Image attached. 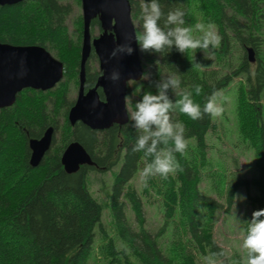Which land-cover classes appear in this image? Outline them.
Masks as SVG:
<instances>
[{
  "label": "trees",
  "instance_id": "16d2710c",
  "mask_svg": "<svg viewBox=\"0 0 264 264\" xmlns=\"http://www.w3.org/2000/svg\"><path fill=\"white\" fill-rule=\"evenodd\" d=\"M81 1V0H80ZM204 21L219 26L220 46L215 52V65H198L190 50L181 54L173 49L169 54L141 52L146 69L138 88L129 89L135 104L146 92H156L160 79L177 75L181 84L173 100L185 91L203 107L213 92L226 89L236 78L246 80V98L253 115L247 126L250 143L256 151L258 176L235 181L227 189L228 211L239 189H246L251 206L264 209V118L261 101L264 91V39L258 25L264 0H199ZM132 17L142 32L141 3L130 0ZM165 12L176 7L185 13V25L195 24V5L192 0H161ZM72 6L64 0H25L0 6V42L14 46H41L64 64L63 80L52 90L42 92L25 89L17 96L13 107L0 109V264H89L96 236L104 243L101 249L112 258V264H198L212 253L225 254L213 237L215 215L223 205L201 191L208 165L207 136L216 130L214 118L205 114L202 120H192L178 110L175 118L185 125L187 150L175 153L183 171L170 174L167 179L157 175L143 183L141 192L131 184L151 157L134 152L137 130L133 122L114 125L108 130L95 131L78 123L72 127L68 113L75 100L70 98L72 80L79 84L83 17H78V36L69 35L67 20ZM99 25L94 21L92 26ZM237 47V49H236ZM252 48L256 63L249 62ZM237 56L235 59L234 56ZM97 59L92 53L90 59ZM89 59V60H90ZM98 60V59H97ZM158 61V62H157ZM89 62V61H88ZM86 89L92 88L100 71L90 73L86 65ZM74 85V83H73ZM201 85L197 96L194 86ZM244 94H242V98ZM101 98L104 99L101 94ZM66 105L64 138L56 143L59 130L58 111ZM50 107V108H49ZM55 128L51 149L37 167L30 163L32 139L41 138L47 129ZM79 142L90 154L94 164L84 166L75 174H68L62 165L66 147ZM255 141V142H254ZM171 146V144H170ZM120 164L113 176L110 196L112 222L117 237L126 249L117 247L103 225V206L92 194L88 177L92 172L107 173ZM251 189L255 194L251 195ZM155 196L161 202L164 226L152 232L145 226L144 199ZM128 208L137 221L133 227L127 216ZM205 212V216L203 215ZM205 217H207L205 219ZM171 228L170 246L160 241L163 230ZM206 260V259H205ZM224 264H227L224 261Z\"/></svg>",
  "mask_w": 264,
  "mask_h": 264
},
{
  "label": "rangeland",
  "instance_id": "374dc122",
  "mask_svg": "<svg viewBox=\"0 0 264 264\" xmlns=\"http://www.w3.org/2000/svg\"><path fill=\"white\" fill-rule=\"evenodd\" d=\"M65 3H69L72 6V14L67 20V26L69 29V35L71 38L76 39L78 36V25L76 24L78 17H83L82 2L80 0H64ZM195 5V24L203 22L205 15L201 9L199 0H192ZM261 14H264V1L260 2ZM137 27L138 34V22L134 20ZM211 23V22H210ZM213 23V22H212ZM259 27L262 29V36L264 39V15L260 17L257 22ZM194 24V25H195ZM216 26V32L220 36L219 26ZM193 25V26H194ZM92 36H98L100 34L99 25L94 24L91 29ZM199 35V33H196ZM220 43L216 47H209L208 50L196 49L190 50L195 60L198 61V65L205 68V64L212 62L215 65V52L218 50ZM237 49V47H236ZM53 54V53H52ZM141 54V51H140ZM54 55V54H53ZM236 59L237 56L235 55ZM262 58L264 59V49ZM141 60L143 57L141 54ZM90 73H96L100 71L99 62L95 58L90 59L89 62ZM202 65V66H201ZM146 71V69H145ZM148 77H143L142 80H147ZM69 94L71 100H76L79 84L72 80ZM141 82V81H140ZM140 82H131L129 84L130 90L133 92L134 89L138 88ZM246 80L244 78H236L234 81L224 90H221L218 102L224 107V112L218 117H213L216 123V130L211 132L207 136L209 145L208 149V165L205 168L203 183L201 185V191L205 194L210 195L213 199L223 205L222 209L216 213L214 222L213 237L220 249L223 250L225 257L218 258L217 264H245L247 259V252L243 248V240L247 232V223L244 221L250 220L254 207L251 206L248 199V192L246 189H239L237 193L246 196L247 199L243 202L234 201L232 208L228 211L229 205L227 203V189L235 181L243 178L251 180L257 177L259 172L256 167V151L255 147L250 143V132L247 130V126L252 123L253 115L249 100L246 98ZM242 94L244 97L242 98ZM136 98V97H132ZM132 98H127L129 112L133 111L130 102ZM50 108V107H49ZM66 105L58 111L57 119L59 120V130L56 133V143L60 145L62 137L64 138L65 129V116ZM261 109L264 115V91L261 101ZM264 118V116H263ZM255 142V141H254ZM120 164L114 168V170L107 173H95L89 174L88 182L89 187L96 199L102 204L103 212V225L109 233V236L114 239L116 245L120 249H126L124 243L115 234L112 215H111V203L110 196L112 191L113 176L119 170ZM141 173V172H140ZM140 173L136 175L132 181V186L141 192L143 186V179ZM251 195L255 194V190L251 189L249 192ZM144 211H145V226L152 232H158L164 226V217L161 210V202L153 196L150 200L144 199ZM205 216V212H203ZM127 216L133 227H137V221L134 214L128 208ZM207 217H205L206 219ZM172 230L167 228L163 230V234L160 241L165 249L171 244ZM106 243L100 236H96L93 245L89 264H112V258L108 256L101 249V246ZM131 262L137 264V260L129 255ZM119 264V263H115ZM198 264H207L204 259H198Z\"/></svg>",
  "mask_w": 264,
  "mask_h": 264
},
{
  "label": "water",
  "instance_id": "95a60500",
  "mask_svg": "<svg viewBox=\"0 0 264 264\" xmlns=\"http://www.w3.org/2000/svg\"><path fill=\"white\" fill-rule=\"evenodd\" d=\"M25 0H0V6L13 5ZM83 11V41L79 91L68 113L72 127L81 123L92 130L104 131L114 125L130 122L127 104L129 84L140 82L145 73L140 48L136 43L137 27L132 17L130 0H81ZM100 22L98 37L92 36V24ZM131 44L132 55L110 59V53L118 44ZM94 53L98 57L100 76L96 85L86 91V65ZM249 62L256 57L249 48ZM119 70L117 82L108 77ZM64 64L41 46H14L0 42V109L13 107L17 96L25 89L46 92L54 89L64 78ZM99 89L103 92L101 98ZM55 128L50 127L39 139H32L30 163L37 167L51 149ZM94 164L90 154L77 141L70 143L62 156V165L68 174H75L84 166Z\"/></svg>",
  "mask_w": 264,
  "mask_h": 264
},
{
  "label": "clouds",
  "instance_id": "9594fccd",
  "mask_svg": "<svg viewBox=\"0 0 264 264\" xmlns=\"http://www.w3.org/2000/svg\"><path fill=\"white\" fill-rule=\"evenodd\" d=\"M141 9L143 30L136 36L141 52L169 54L175 49L185 54L188 50L206 51L210 46L216 47L220 43L221 38L213 23L198 22L194 26H184L186 13L179 7L165 12L161 0H147L141 3ZM134 51L131 44H118L111 51L110 59L132 55ZM108 78L117 82L121 79V73L113 70ZM180 84L175 74L162 77L155 85L156 92H146L136 102L135 110L129 114L138 133L133 151L143 152L152 158L140 173L145 185L151 177L159 175L167 179L170 174L183 171L175 153L183 154L187 150L188 140L184 123L175 118L177 110L194 121L202 120L205 114L218 117L224 112L223 105L218 102L219 92L208 96L203 107L194 100L190 91H185L179 99L173 100L169 91L175 92ZM194 92L199 96L202 86L195 85ZM246 199V196L239 193L233 197L236 204ZM244 222L248 225L243 240V248L247 252L245 264H264V209L253 211L251 219ZM217 255L222 253L207 256V264H217Z\"/></svg>",
  "mask_w": 264,
  "mask_h": 264
},
{
  "label": "flooded vegetation",
  "instance_id": "af4514ba",
  "mask_svg": "<svg viewBox=\"0 0 264 264\" xmlns=\"http://www.w3.org/2000/svg\"><path fill=\"white\" fill-rule=\"evenodd\" d=\"M95 21H98V20H95ZM98 22H99V21H98ZM101 32H102V29H101V26H100V34H101ZM100 34H99V35H100ZM99 35H98V36H99ZM98 36H95V37H98ZM95 37L93 36V38H95ZM97 59H98V57H97ZM98 62H99V61H98ZM100 74H101V72H100ZM99 76H100V75H99ZM99 76H98V77H99ZM97 79H98V78H97ZM96 82H97V80H96ZM96 82H95V85H96ZM95 85H94V86H95ZM94 86H93V87H94ZM93 87H92V88H93ZM89 89H91V88L86 89V91H88ZM129 89H130V86H129ZM23 91H24V90H23ZM99 93H100V95H101V94L103 95V92L101 91V89H99ZM128 94H129V90H128ZM103 97H104V96H103ZM128 98H129V97H128Z\"/></svg>",
  "mask_w": 264,
  "mask_h": 264
}]
</instances>
